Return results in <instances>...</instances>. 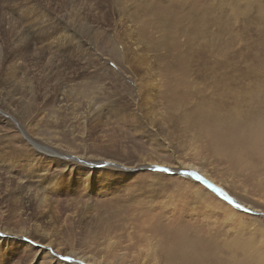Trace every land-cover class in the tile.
<instances>
[{
  "label": "rangeland",
  "instance_id": "374dc122",
  "mask_svg": "<svg viewBox=\"0 0 264 264\" xmlns=\"http://www.w3.org/2000/svg\"><path fill=\"white\" fill-rule=\"evenodd\" d=\"M11 5L0 54L21 67L0 112V227L41 224L29 238L48 249L0 264H264V0H19L23 22L43 7L17 52ZM73 11L80 35L64 38Z\"/></svg>",
  "mask_w": 264,
  "mask_h": 264
},
{
  "label": "bare ground",
  "instance_id": "6f19581e",
  "mask_svg": "<svg viewBox=\"0 0 264 264\" xmlns=\"http://www.w3.org/2000/svg\"><path fill=\"white\" fill-rule=\"evenodd\" d=\"M11 2L12 3V5H11V10H9V9H6V13H11V15H9V18H11V16H12V14L14 13V15H15V18L16 19H12V20H10L9 21V23L7 22V24H12V27L9 29V31L11 32V34H10V36L8 37L9 39H10V41H9V43H10V45H12L13 46V51H15V49H16V52H17V49L18 48H22V47H20V44H21V42H19V39H20V37H23V38H25V36H26V34L27 33H31V31H30V29L29 28H33L32 26L34 25V33L35 32H37V30H40L39 29V27H38V24L40 23V24H42L41 23V21H39L38 22V20L40 19L38 16H37V14H39L40 13V11H41V9H42V7L43 6H41V7H39V8H35V7H33V8H35L34 9V11L35 12H37V10H39V12H37L35 15H30V14H28V15H30L29 16V19H30V21H29V19H27V20H25L24 22L23 21H21V19H19V16H18V14H17V11H18V9H17V3L19 2V0H0V6H2L3 7V3L4 2ZM42 2L44 3V0H42ZM48 2H50V0H48ZM55 4V3H54ZM32 6V5H31ZM31 6H29V7H31ZM32 8V7H31ZM60 8V7H59ZM59 8H58V10H59ZM23 9L25 10V8L23 7ZM31 10V12H33V10L32 9H30ZM52 10V9H51ZM54 10V9H53ZM52 10V11H53ZM57 10V12H59ZM26 11V10H25ZM0 12H1V10H0ZM28 12H30V11H28ZM26 13V12H25ZM27 14V13H26ZM42 14V13H41ZM81 11H73V13L72 14H68V15H66V19L70 22V26L68 25L65 29H64V34H66L65 36H63L64 38H67V37H75V38H77L76 36L79 34L78 33V30H77V24H79L78 22H77V20H79L78 18L81 16ZM57 15H58V13H57ZM22 16V15H21ZM43 16V15H42ZM41 17V16H40ZM45 17V16H44ZM25 18V17H24ZM47 18V17H46ZM38 19V20H37ZM45 19V18H44ZM44 19H42V20H44ZM17 20V23H15V21ZM41 20V19H40ZM43 22H45V21H43ZM73 22H74V24H73ZM44 25V24H43ZM42 25V26H43ZM76 27H75V26ZM80 25V24H79ZM45 26H47V25H45ZM86 26L88 27V28H92V27H95L94 26V24H89V23H87L86 24ZM87 27H85V28H87ZM41 28V27H40ZM47 28V27H46ZM49 28V30H50V27H48ZM52 29V28H51ZM55 29V28H54ZM78 29H80V27L78 28ZM55 30H57V29H55ZM51 31V30H50ZM58 31V30H57ZM53 32V31H52ZM51 33V32H50ZM54 33V32H53ZM60 33H61V31H60ZM32 34V33H31ZM31 34H28V35H31ZM39 34V33H38ZM40 35V34H39ZM49 35V34H48ZM61 35V34H60ZM62 35H63V33H62ZM80 35V34H79ZM55 36V35H54ZM84 36V35H83ZM40 37V36H39ZM35 38V37H34ZM26 39V38H25ZM32 40H33V38H31ZM60 39H63V38H60ZM21 40V39H20ZM30 40V39H29ZM29 40H27L28 42H30ZM36 40V39H35ZM11 48V47H10ZM23 51V50H22ZM26 51V50H25ZM25 51H23V52H25ZM20 52H21V50H20ZM22 52V53H23ZM17 56H18V54H17ZM13 60V55L12 56H8V54L7 55H4V53H3V51H1V54H0V112H1V108H2V106H4L5 104H8V103H11L15 98H16V96H17V93H18V80H17V77H18V73H19V66L21 65V62L19 61H12ZM19 60V59H18ZM22 60V59H21ZM23 61V60H22ZM23 63V62H22ZM21 67V66H20ZM4 70L5 71H7V73H8V77H9V89H8V91H7V93H5V87H4V82L2 81V78H3V75H4ZM55 152V151H54ZM44 154L45 155V157H47V158H57L58 160H62V159H64V158H61V156L60 155H62V153H58V152H55V153H57V154H49V153H46V152H40L39 154ZM41 154V155H42ZM60 157V158H59ZM71 157V159H73V157L74 156H70ZM56 159V160H57ZM76 159H77V157H76ZM29 161H31V160H29ZM53 160H50V159H47V160H45V162H41V164H38V163H35V166H33L34 167V169H38V170H50L52 167H49V164L52 162ZM0 162H3V165L2 164H0V169L3 167V166H5L6 164H7V162L6 161H3V159L2 160H0ZM28 162V161H27ZM60 162V161H59ZM62 163H64V162H62ZM9 164V163H8ZM54 164L55 165H57L58 164V162L57 161H54ZM98 164H100L99 162H98ZM10 166H11V164H9ZM88 165V164H87ZM89 165H94L93 163H90ZM102 165H107V163H102L100 166H102ZM10 166H6L7 168L8 167H10ZM31 166H32V164H31ZM95 166V165H94ZM115 168H118V166L117 165H111V169H115ZM152 169V168H151ZM173 170H176V173H177V171L179 170V168H172ZM181 169V168H180ZM102 171V170H101ZM101 174V173H100ZM94 175V174H93ZM95 176V175H94ZM195 180V179H194ZM20 183V182H19ZM6 186H7V184H6ZM16 186V185H15ZM14 186V187H15ZM3 188V185H1L0 184V191H1V189ZM8 188V187H7ZM5 191V190H4ZM7 191V190H6ZM4 193V192H3ZM15 212V211H14ZM250 212H252V213H255V211L254 210H250ZM16 213V212H15ZM16 216H18V215H16ZM17 221V220H16ZM17 223V222H16ZM14 224V223H13ZM15 225V224H14ZM41 225V224H40ZM38 223H36L35 224V229H33L34 230V232H32V231H30V230H28V229H22V230H20V232L22 233V234H27L28 236H27V238H23V237H20V235L18 234V233H16V232H14L12 229H10V228H5V227H0V229H1V231H2V229L3 230H5V231H7L8 232V234L7 233H4V232H0V253L1 252H6V251H11V250H13V248L14 249H16L17 250V252L18 251H20V254L21 253H24L26 256L27 255H32L34 252H38V254H41L43 251H45L46 249H48L47 248V246H45V247H35V246H33V239L31 240L29 237L31 236L32 237V235H33V233H34V238H36V235H38V234H40L41 232H42V234H44L43 233V230L41 229L42 227L40 226ZM38 232H40V233H38ZM47 233V232H46ZM45 233V234H46ZM31 234V235H30ZM41 235V234H40ZM49 235V234H48ZM25 236V235H24ZM42 236V235H41ZM5 237H7L6 239H3V238H5ZM43 237H44V235H43ZM45 237H46V235H45ZM48 237V236H47ZM50 238H51V236H50ZM30 239V240H29ZM36 239H38V238H36ZM42 239V238H41ZM46 239V238H45ZM49 239V238H48ZM39 240V239H38ZM49 242L50 243H52V244H56L55 246L56 247H58V244H57V242L56 241H54L53 239H50L49 240ZM51 249V248H50ZM62 249V248H61ZM19 253V252H18ZM47 253H44L43 255H42V259L44 258V257H49V259H51V255H49V256H47L46 255ZM44 259H47V258H44ZM61 264H62V262H61Z\"/></svg>",
  "mask_w": 264,
  "mask_h": 264
},
{
  "label": "water",
  "instance_id": "95a60500",
  "mask_svg": "<svg viewBox=\"0 0 264 264\" xmlns=\"http://www.w3.org/2000/svg\"><path fill=\"white\" fill-rule=\"evenodd\" d=\"M102 163L100 164H97L98 166H100ZM160 168V167H159ZM163 169H167L166 172L168 173H172V174H175L176 173V170H171L169 167H164ZM177 174L178 175H182V176H187V177H190V178H195V179H198V181H201L203 183H205L207 186H209L211 189L217 191L218 193L222 194V195H226L224 190L219 187L218 185L210 182L209 180L207 179H204L202 178L197 172H195L194 170H188V169H179L177 171ZM199 177V178H197ZM246 211L250 212L251 209H247V208H244Z\"/></svg>",
  "mask_w": 264,
  "mask_h": 264
},
{
  "label": "snow or ice",
  "instance_id": "6c2138e0",
  "mask_svg": "<svg viewBox=\"0 0 264 264\" xmlns=\"http://www.w3.org/2000/svg\"><path fill=\"white\" fill-rule=\"evenodd\" d=\"M162 171H167V169H161ZM199 178V177H197ZM227 199H229L230 202L234 203V201H231V198L230 197H226ZM236 207H240V205H236Z\"/></svg>",
  "mask_w": 264,
  "mask_h": 264
}]
</instances>
